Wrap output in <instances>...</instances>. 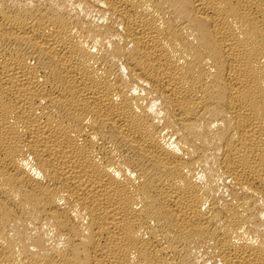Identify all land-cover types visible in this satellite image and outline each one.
<instances>
[{
    "label": "bare ground",
    "instance_id": "bare-ground-1",
    "mask_svg": "<svg viewBox=\"0 0 264 264\" xmlns=\"http://www.w3.org/2000/svg\"><path fill=\"white\" fill-rule=\"evenodd\" d=\"M0 264H264V0H0Z\"/></svg>",
    "mask_w": 264,
    "mask_h": 264
}]
</instances>
